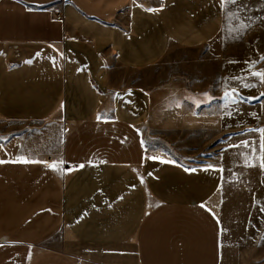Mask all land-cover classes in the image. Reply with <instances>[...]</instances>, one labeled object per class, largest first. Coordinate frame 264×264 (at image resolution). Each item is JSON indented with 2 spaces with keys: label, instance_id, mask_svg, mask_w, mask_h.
I'll use <instances>...</instances> for the list:
<instances>
[{
  "label": "crops",
  "instance_id": "crops-1",
  "mask_svg": "<svg viewBox=\"0 0 264 264\" xmlns=\"http://www.w3.org/2000/svg\"><path fill=\"white\" fill-rule=\"evenodd\" d=\"M238 6L0 0V118L41 126L0 143V264H248L255 250L264 255V170L242 143L257 153L264 143L249 131L264 129V83L248 75L264 59L246 63L264 57V0ZM153 67L160 80L133 82ZM233 88L235 102L224 94ZM19 157L65 163L54 171L12 162ZM224 224L252 236L228 250Z\"/></svg>",
  "mask_w": 264,
  "mask_h": 264
},
{
  "label": "rangeland",
  "instance_id": "rangeland-1",
  "mask_svg": "<svg viewBox=\"0 0 264 264\" xmlns=\"http://www.w3.org/2000/svg\"><path fill=\"white\" fill-rule=\"evenodd\" d=\"M264 54V50H260ZM263 56L253 57V60L256 61L261 59ZM161 68V66H160ZM162 78L161 70L157 67H153L147 71L133 73V82L137 81L138 83L154 82ZM41 129V126L31 124L30 122H9L0 118V143L7 144L12 143L14 139H19L23 141L25 138H30L35 132ZM192 154V153H191ZM179 156H187V154L179 153ZM55 161V158L52 160ZM246 203H251L246 201ZM218 206V205H217ZM219 215L221 216L220 207L217 208ZM251 233L239 232L237 227L228 226L224 224V238L225 245L228 250H236L241 247L245 242V238L251 237ZM254 257L252 258V263L248 264H259L257 261L262 260L264 255H261L262 250H255Z\"/></svg>",
  "mask_w": 264,
  "mask_h": 264
},
{
  "label": "snow or ice",
  "instance_id": "snow-or-ice-1",
  "mask_svg": "<svg viewBox=\"0 0 264 264\" xmlns=\"http://www.w3.org/2000/svg\"><path fill=\"white\" fill-rule=\"evenodd\" d=\"M219 4H220V6H221L222 9L224 7H226V6H228V5H237L236 11L239 12L241 10L240 7L238 6V0H219ZM141 7H143V5H141ZM145 10L148 11V12H155V11H158L159 9L146 8ZM232 14H234V13H230V15H232ZM247 26L248 25H243V27H245V28ZM233 31H237V30L236 29H230L229 30L230 34ZM52 59L54 61L55 58H52ZM261 59H264V57H261ZM26 63H31V60L26 61ZM246 63H249L251 65H254V64L258 63V61H252V62H246ZM248 75L249 76L256 77V78L259 79V81L261 83H264V70L249 71L248 72ZM233 79H239V77H233ZM244 86L245 87H250L252 85L245 83ZM224 94H225V96H231L234 102L240 98L237 95V89H235V88L231 89L230 92L229 91H226ZM261 95H264V93H262ZM61 108H63V104L61 105ZM101 118L102 117L98 114L97 119L99 120ZM249 131H260V132L264 133V129H257V130L249 129ZM141 143L143 145V141ZM242 143H243V146L244 147L251 149V151H252V153L254 155H258L259 156V160H260L259 166H260V168L262 170H264V143H261L260 149H259V153H257V151H256V144H255V142L249 143L248 141H243ZM230 146H232V147H239V145H230ZM149 158L150 159H158V157H149ZM12 162H19V163H45L49 168H51L54 171H60L61 169H60L59 166H62L65 163V161H63V160L58 161V162L57 161H53L51 163H49L48 161H30V160H28L25 157H19V158H17V160L12 161ZM162 162H169V163H171L172 161H162ZM0 163H5V161L4 160H0ZM89 165L90 166H94V165L91 164V161H89ZM245 166H247V167H256V164L255 163H252V164H247L246 163ZM84 167H85V164L81 163V164L75 165L74 167L73 166H70L69 168L64 169L63 171L64 172H70V171H73L75 169L84 168ZM208 168H211V169L217 170V171H223L222 169H215V166H213V165H209ZM185 170L186 171H188V170L194 171L195 169H185ZM261 210L264 211V209H261Z\"/></svg>",
  "mask_w": 264,
  "mask_h": 264
},
{
  "label": "built area",
  "instance_id": "built-area-1",
  "mask_svg": "<svg viewBox=\"0 0 264 264\" xmlns=\"http://www.w3.org/2000/svg\"><path fill=\"white\" fill-rule=\"evenodd\" d=\"M56 18H57L58 20H60V21H64V16H63L62 14H58ZM53 159H54V158H53ZM53 159H52V160H53ZM52 160H51V161H52Z\"/></svg>",
  "mask_w": 264,
  "mask_h": 264
}]
</instances>
